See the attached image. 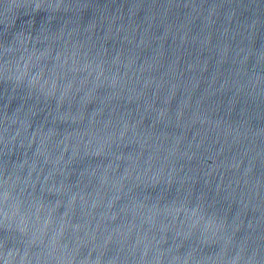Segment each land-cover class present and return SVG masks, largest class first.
<instances>
[{"label": "water", "instance_id": "obj_1", "mask_svg": "<svg viewBox=\"0 0 264 264\" xmlns=\"http://www.w3.org/2000/svg\"><path fill=\"white\" fill-rule=\"evenodd\" d=\"M0 264H264V0H0Z\"/></svg>", "mask_w": 264, "mask_h": 264}]
</instances>
